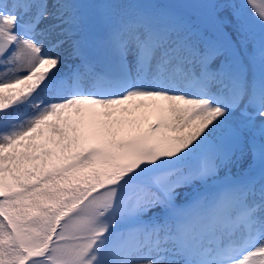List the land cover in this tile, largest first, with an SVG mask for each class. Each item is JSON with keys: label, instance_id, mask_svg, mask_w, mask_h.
I'll return each mask as SVG.
<instances>
[{"label": "snow or ice", "instance_id": "obj_1", "mask_svg": "<svg viewBox=\"0 0 264 264\" xmlns=\"http://www.w3.org/2000/svg\"><path fill=\"white\" fill-rule=\"evenodd\" d=\"M0 264H264V0H0Z\"/></svg>", "mask_w": 264, "mask_h": 264}]
</instances>
